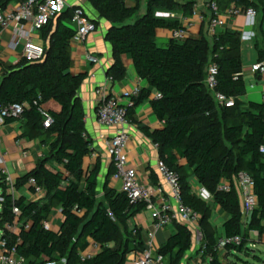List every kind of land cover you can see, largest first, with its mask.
<instances>
[{
  "label": "trees",
  "instance_id": "obj_1",
  "mask_svg": "<svg viewBox=\"0 0 264 264\" xmlns=\"http://www.w3.org/2000/svg\"><path fill=\"white\" fill-rule=\"evenodd\" d=\"M12 1L0 0V9ZM89 1L101 18L112 23L107 34L114 51L109 70L112 80L125 79L122 56L130 54L138 76L161 94L155 98L149 89H141L139 96H132L127 116L131 118L135 107L150 99L156 116L164 122L162 129L144 126L143 130L157 145L159 158L179 173L184 202L200 214L203 244L198 251L203 262L199 264H224L217 250L223 237L212 224L211 202L193 190L189 178L194 175L226 213L224 237L242 239L239 244H227L226 256L248 250L251 231L260 238L264 236V102L243 99L248 90L243 75L242 31L221 29L211 35V41L202 31L198 36L184 41L172 39L167 47H160L158 29L172 30L183 25L179 18L157 15L155 7L188 18L198 0H150L147 12L135 21L139 0L136 6H129L127 0ZM212 1H217L222 11L235 3L254 5L264 13L263 1L258 5L248 0H205L207 4ZM72 15L73 8H69L40 30L46 46L41 62L21 59L12 66L0 64V110L26 104L20 118L6 116L3 125L19 121L20 137L40 139L48 147V154L40 158L36 167L14 183L15 190L29 186L34 192L30 180L35 178L46 191L43 200L17 197L0 170V244L5 241L2 249L6 251L15 248L26 264H81L80 251L87 249L91 239L100 246L92 263L128 264L130 254L145 249L142 231L131 227L130 221L147 206L131 204L126 193L110 186L109 178L101 192L100 160L92 169L84 167L85 158L92 152V141L78 91L87 74L71 72L75 35L70 24ZM211 15L204 21L207 32ZM256 47L259 60H264V49L258 41ZM212 62L219 64L217 90L235 99L233 107L220 105L207 85ZM40 109L54 118L48 128L44 127ZM181 160L187 165H182ZM111 171L113 174L114 164ZM243 171L254 179L258 198L246 229L237 190L219 189L224 180L232 181ZM153 181L157 182L156 175ZM15 207L20 210L18 215ZM58 209L63 215L60 229H46L50 216ZM174 224L176 231L158 249L166 264H182L193 248L192 229L182 222Z\"/></svg>",
  "mask_w": 264,
  "mask_h": 264
},
{
  "label": "built area",
  "instance_id": "obj_2",
  "mask_svg": "<svg viewBox=\"0 0 264 264\" xmlns=\"http://www.w3.org/2000/svg\"><path fill=\"white\" fill-rule=\"evenodd\" d=\"M248 1L256 2L258 5H260L261 1L264 2V0ZM208 6L212 12L209 19V32L211 35L217 34L222 29L224 18L245 16L248 20L255 22L259 14V8L254 5L240 6L233 3L225 11L221 10L217 1H212ZM69 8L71 7L67 0H13L6 8L0 9V64L3 62L1 59V43L4 41L7 31L10 32L7 49L9 52L19 55L18 62L21 59L30 63L41 62L46 55V46L38 41L39 31L50 22L56 20ZM170 17H175V15L170 14ZM182 19L184 22L183 26L171 30L172 38L177 41H184L192 36L195 21L203 22L205 21V16L200 13L198 8H195L191 17H183ZM70 24L75 30L72 44H83L86 38L97 28L96 22L89 18L82 6L73 7ZM87 58L91 62L98 60L96 56L90 53L87 54ZM251 70L256 74L264 75V60L255 62L251 66ZM218 73L219 64L212 62L207 72V85L220 105L233 107L235 99L217 90L219 83ZM111 81L112 78L110 79ZM110 82L100 85L97 89L101 103L96 111V117L100 125L115 130L114 135L108 139L106 145L107 153L114 164L113 180L121 182V191L126 193L131 204L145 203L147 205L151 210L154 224V231L149 233L144 251L134 254L128 264H166L165 257L156 249V231L173 225L175 222H182L191 227L202 246L203 235L199 227L200 214L184 202L179 173L172 169L163 159H158L157 171L162 177L164 185L150 186L140 182L138 170L135 166L130 165L127 152L130 141V134L127 131L129 124L128 107L121 103L120 98L110 93ZM140 92V87H135L131 91L129 94L131 97L130 106L132 105V96H139ZM154 97L159 98L161 94L156 92ZM25 106L26 104H15L1 109L0 125L3 124L6 116L20 118ZM40 111L44 117V127H50L54 123V118L47 110L40 109ZM25 141L26 139L19 135L16 145L22 149L25 156H28ZM261 152L264 153V146H262ZM6 156L7 152L0 148V170L6 174L7 183L14 192L15 179L8 169ZM30 185L37 200H43L46 197V191L37 183L35 178L30 180ZM166 186L169 188L170 196L160 206H155L152 203L154 193L163 194ZM233 187L239 194L243 216L245 217L244 222L246 223L247 217H250L258 206L255 181L250 174L243 171L236 175L232 181L224 180L219 185V189L222 191H230ZM197 194L207 201H212L213 199L212 195L203 187L197 190ZM14 212L18 215L20 213L19 208L15 207ZM45 228H51L49 222L46 223ZM14 230H16V227H14ZM241 240L240 236L221 238L217 247L219 256L221 258L224 257L228 243L239 244ZM5 245V241L0 244V264H26L25 258L19 256L15 248L9 251L2 249ZM99 250L100 246L92 241L85 251H80L81 264H94L90 260Z\"/></svg>",
  "mask_w": 264,
  "mask_h": 264
},
{
  "label": "crops",
  "instance_id": "obj_3",
  "mask_svg": "<svg viewBox=\"0 0 264 264\" xmlns=\"http://www.w3.org/2000/svg\"><path fill=\"white\" fill-rule=\"evenodd\" d=\"M71 8L76 6H82L89 18L96 22L97 28L92 32L84 41L83 44H72V66L71 72L73 74L86 73L87 77L85 81L79 88L78 95L82 99L86 112V128L88 138L92 141V152L85 158L84 167L89 170L97 163L98 160L101 161V171L99 174V189H102L105 185L106 180L110 179V186L121 191V182L113 180L112 174V160L107 153V141L115 133V130L102 126L98 123L96 117V111L99 104L101 103V98L97 93V89L100 85L110 82L111 76L109 75V70L114 63V51L107 40V34L109 29L112 27V23L99 16L98 11L94 8L89 0H67ZM127 4L128 0H127ZM199 11L204 14L205 21L207 20L206 15L209 14V10L204 4L199 3ZM131 6V5H129ZM198 7V3L195 8ZM175 17L179 18L183 22V15L181 13H172ZM206 14V15H205ZM254 23L252 20H248L245 16H240L237 18H224V25L222 29L233 28L242 31L243 36V48H242V60H243V75L247 86L248 93L243 98L245 101L253 100L257 102H264V75L256 74L251 70V66L259 61L258 49L256 47V41L264 42V36L261 37L253 32L245 31V25ZM206 33L208 31V26L206 22L199 20L195 21L193 27L192 36H198L201 32ZM157 38L167 39L169 42L173 39L171 36L170 29H158ZM10 37V32L5 33V39L1 43V59L6 66H12L13 57L19 56L14 52H9L7 49V41ZM40 38L39 31V39ZM260 47L264 49V46L260 44ZM90 53L97 57L96 62H91L87 58V54ZM123 63L126 68V77L121 81L110 82V93L121 99V103L130 107L131 97L129 94L135 87H140L141 89H149L151 91V97L156 94V90L152 88L147 80H144L138 76L134 66L133 58L130 54L122 56ZM1 70V68H0ZM149 127L151 130L162 129L164 127V122L158 119L153 108L151 100L148 99L135 107L134 114L129 118V124L127 126V131L130 134V141L128 145V156L129 163L135 166L138 170V176L140 182L150 185L159 186L164 185L162 177L157 171V162L159 159V152L157 145L153 140L148 137L143 130V127ZM22 128L21 123L16 121L12 124L0 125V148L7 152V166L14 177L15 181L23 176L25 173L34 169L37 162L48 154V147L42 144L40 139L37 140H26V150L28 156H25L22 149L16 145V140L21 134ZM94 154H96L94 156ZM182 165H187L185 160H181ZM153 175L157 176V182L153 181ZM190 184L194 191L201 187L198 179L191 175ZM164 193L159 194L154 193L152 197V203L155 206H160L165 199H167L169 194V188L164 187ZM15 195L17 197L24 196L28 200H36L34 193L30 190L29 186H23L18 190H15ZM211 206L213 208L212 203ZM217 209L213 208L212 224L217 228L218 234L222 237L225 235V230L223 227L224 221L226 219V213L224 210L214 203ZM147 206V205H146ZM251 217V216H250ZM250 217H247L246 223L244 222L245 217L243 216V229H246ZM63 221V215L61 209L55 210L49 218V224L54 230H59ZM131 227H137L142 231L145 243L148 240L149 233L154 231V224L151 215V210L146 207L145 210L137 213L130 221ZM190 227V226H189ZM191 228V227H190ZM176 231V225H170L164 229L156 231V249H159L170 235ZM253 235H255L260 241L264 239V236L260 238L255 231L250 232V238L253 241ZM89 246L92 240L88 239ZM251 242V241H250ZM88 246V247H89ZM87 247V248H88ZM1 252V249H0ZM191 252V251H190ZM188 252L182 264H193L192 254ZM140 253V252H139ZM132 253L129 256V260L134 257ZM201 255L202 258V254ZM189 259V260H188ZM203 259V258H202ZM185 261H189L185 262ZM224 262V260H223ZM201 263V262H200Z\"/></svg>",
  "mask_w": 264,
  "mask_h": 264
},
{
  "label": "rangeland",
  "instance_id": "obj_4",
  "mask_svg": "<svg viewBox=\"0 0 264 264\" xmlns=\"http://www.w3.org/2000/svg\"><path fill=\"white\" fill-rule=\"evenodd\" d=\"M150 0H139V10L136 16L134 17V21L143 16L147 12V6ZM129 5L136 6L138 3V0H128ZM198 9L199 3L204 4L206 8L209 10V14H205L207 18L211 15L210 9L208 4L205 2V0H198ZM156 13L159 16H166L170 17L171 13L164 12L163 9L156 6L155 7ZM263 21V23H262ZM245 31L253 32L254 34H258L261 37V40L264 36V13L260 9L259 14L255 20L254 23L246 24L245 25ZM207 37L211 41V33L206 32ZM40 43H43L40 41ZM157 44L160 47H167L169 45V41L167 39L157 38ZM261 45L264 46V42H260ZM19 60L18 56L13 57V63H17ZM15 192V190H14ZM214 210L217 209V206L212 203ZM253 241L251 239V242H249V249L246 251H243L241 253H231L229 256H226V253L224 252V264H264V239L263 241L259 240L255 235H253ZM201 246V243L199 239L195 236V232H193V248L189 254H192V260L193 264H199L200 262H203V259L201 258V252L199 253V248ZM189 260V259H188ZM188 262L189 261H185Z\"/></svg>",
  "mask_w": 264,
  "mask_h": 264
}]
</instances>
